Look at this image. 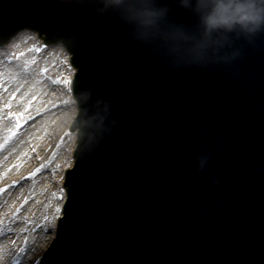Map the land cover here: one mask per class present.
<instances>
[{"label": "water", "instance_id": "obj_1", "mask_svg": "<svg viewBox=\"0 0 264 264\" xmlns=\"http://www.w3.org/2000/svg\"><path fill=\"white\" fill-rule=\"evenodd\" d=\"M160 2L199 27L179 0ZM128 4L0 0L2 39L38 28L77 68V161L40 264H264V28L175 60Z\"/></svg>", "mask_w": 264, "mask_h": 264}, {"label": "bare ground", "instance_id": "obj_2", "mask_svg": "<svg viewBox=\"0 0 264 264\" xmlns=\"http://www.w3.org/2000/svg\"><path fill=\"white\" fill-rule=\"evenodd\" d=\"M35 38L33 32L19 35L16 53L0 48V79L7 86L0 88V187L8 186L0 192V264H29V257L37 264L61 214L64 171L73 162L76 135L68 127L77 110L70 90L74 68L61 45L43 46L26 61L22 54ZM17 88L12 107H5ZM36 101L40 117L21 124L20 135L9 140L15 118L8 113L33 111Z\"/></svg>", "mask_w": 264, "mask_h": 264}, {"label": "clouds", "instance_id": "obj_3", "mask_svg": "<svg viewBox=\"0 0 264 264\" xmlns=\"http://www.w3.org/2000/svg\"><path fill=\"white\" fill-rule=\"evenodd\" d=\"M199 20L191 29L169 16L160 0H129L126 8L140 34L154 41L175 60L203 61L210 57L227 34L253 33L264 28V0H179Z\"/></svg>", "mask_w": 264, "mask_h": 264}, {"label": "rangeland", "instance_id": "obj_4", "mask_svg": "<svg viewBox=\"0 0 264 264\" xmlns=\"http://www.w3.org/2000/svg\"><path fill=\"white\" fill-rule=\"evenodd\" d=\"M25 33V32H24ZM35 34V33H34ZM35 36H36V42L33 44V47H30L29 49H27V50H25V52L22 54L23 55V58L24 59H26V61H29V59H30V57H34L35 55H37L39 52H40V50H41V48L44 46V47H48L46 44H44V42L40 39V38H38L37 37V34H35ZM18 38V37H17ZM16 38V40H15V42H13L12 43V45L11 46H8V51H10V52H12V53H16V52H18V46H17V41H18V39ZM35 41V40H34ZM17 42V43H16ZM27 44L28 43H33V40H31V39H29L27 42H26ZM54 47L56 46V45H53ZM49 51L50 50H52V49H48ZM9 53V52H8ZM11 53V54H12ZM21 55V56H22ZM52 57V55H50L49 56V58L47 59V61H50V58ZM70 65V64H69ZM52 66V65H51ZM71 66V65H70ZM37 104H38V102L36 101V103H35V106H33V111H30V112H25V115L23 116V123L22 124H29V123H31V122H33V120L36 118V117H40L39 115H40V111L39 110H35V107L37 106ZM17 123V121L15 120L14 122H11V130H14L15 128H16V123ZM70 128V124H69V127H68V129ZM10 129V128H9ZM18 131H19V129L17 130V131H15V134L14 135H11L10 136V138H9V140H11L12 138L14 139V137H16V136H18V135H20L19 133H18ZM71 132H72V130H70ZM49 135H51V132L49 133ZM32 167H34V164L32 165ZM32 169V168H31ZM62 190V189H61ZM60 194L62 195V191H61V193H59V196H60ZM15 212V210H13L12 212H11V214H10V216H12L13 215V213ZM25 253V252H24ZM20 259V258H19ZM18 259V260H19ZM29 264H33V262H34V259L32 258L31 259V257H29L27 260H26ZM17 262L18 261H16L15 263L17 264Z\"/></svg>", "mask_w": 264, "mask_h": 264}, {"label": "snow or ice", "instance_id": "obj_5", "mask_svg": "<svg viewBox=\"0 0 264 264\" xmlns=\"http://www.w3.org/2000/svg\"><path fill=\"white\" fill-rule=\"evenodd\" d=\"M0 88H3V89H5V90L7 89V86L4 85L2 79H0ZM19 91H20V89L17 88L16 91H13V92H12L11 97H10V100H9V103H8L7 105H5V107H8V108H11V107H12V103H11V101L14 100V99H16L17 94H18ZM36 98H37V97H32L33 100H35ZM24 99H25V97H23V96L20 97V100H21V101H24ZM28 107H31V102H29V103L26 105V109H27ZM8 115H9L10 117H14L15 120L17 121V123H16V128H15L14 130H10V135H14V134H15V131H17V130L19 129L20 125L24 122V121H23V116L25 115V112H19V113L9 112ZM29 175H31V173H30ZM13 183H16V182L14 181ZM7 187H8L7 185H5V186H3V187H0V192H3Z\"/></svg>", "mask_w": 264, "mask_h": 264}]
</instances>
